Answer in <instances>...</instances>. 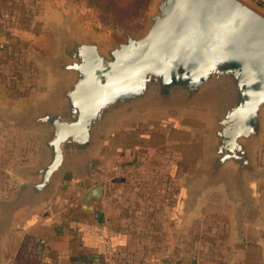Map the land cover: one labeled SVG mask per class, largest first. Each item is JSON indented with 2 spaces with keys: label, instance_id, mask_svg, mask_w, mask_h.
<instances>
[{
  "label": "water",
  "instance_id": "95a60500",
  "mask_svg": "<svg viewBox=\"0 0 264 264\" xmlns=\"http://www.w3.org/2000/svg\"><path fill=\"white\" fill-rule=\"evenodd\" d=\"M144 28L104 40L84 35L72 14L47 28L58 54L35 58L56 77L47 98L16 112L0 106V123L31 132L34 160L18 166L21 178L0 197V264L5 238L21 219L53 203L59 188L78 181L82 208L98 224L103 184L90 165L109 133L132 118L201 115L204 157L185 178L183 211L189 214L203 190L223 186L233 207L238 239L261 218L252 183L264 179L256 162L264 137V15L242 0H150Z\"/></svg>",
  "mask_w": 264,
  "mask_h": 264
},
{
  "label": "rangeland",
  "instance_id": "374dc122",
  "mask_svg": "<svg viewBox=\"0 0 264 264\" xmlns=\"http://www.w3.org/2000/svg\"><path fill=\"white\" fill-rule=\"evenodd\" d=\"M242 1L264 15V0ZM149 3L139 19L124 27L101 21L99 11L83 0H0V106L16 112L41 103L53 89L57 78L35 58L39 52L49 56L58 54L59 42L48 30L49 22L60 23L65 14L71 13L82 34L97 30L104 40H112L119 37L117 28L131 33L141 31ZM205 125L204 117L195 113L182 118L145 115L118 125L104 139L90 165L91 179L108 187L107 202L112 201L109 207L119 211V207L127 206L128 210L139 198L146 215L148 200L152 202L163 195V179L166 187L170 184L171 199L175 195L179 198L181 189L184 200L185 178L204 157L205 138L197 130ZM36 150V138L31 132L0 123V197H8L20 182L21 178L13 171L31 163ZM256 162L264 170V137L257 149ZM119 171L127 173L120 180ZM259 181L264 188V179ZM165 195L167 198V191ZM232 212L223 186L203 190L188 214L189 255L197 251L196 260L200 259L202 264H207L212 255L216 256L215 263L219 260L220 264H228L229 259L234 260L235 254L228 247L231 240L228 221Z\"/></svg>",
  "mask_w": 264,
  "mask_h": 264
},
{
  "label": "crops",
  "instance_id": "0c3cea01",
  "mask_svg": "<svg viewBox=\"0 0 264 264\" xmlns=\"http://www.w3.org/2000/svg\"><path fill=\"white\" fill-rule=\"evenodd\" d=\"M119 174L120 180L127 173ZM163 181V195L152 202L148 200L146 215L139 198L128 210L127 206L113 210L108 205L112 201L107 202L108 187L103 183L104 221L98 224L94 213L82 208L86 189L67 180L53 203L38 214L21 219L15 231L5 238V264H100L107 247L114 252L115 264H202L196 260L197 251L194 255L188 252L190 219L183 211L182 191L179 189V198L175 195L172 200L170 184L166 187ZM256 184L252 188L261 218L245 225L243 238L238 239L232 212L228 247L235 259H229L228 264H264V188L261 181ZM31 249L34 253L28 254ZM215 260L212 255L207 264H220Z\"/></svg>",
  "mask_w": 264,
  "mask_h": 264
},
{
  "label": "trees",
  "instance_id": "16d2710c",
  "mask_svg": "<svg viewBox=\"0 0 264 264\" xmlns=\"http://www.w3.org/2000/svg\"><path fill=\"white\" fill-rule=\"evenodd\" d=\"M85 4L99 11L101 21L111 26L131 25L133 20L139 19L146 9L149 0H83ZM28 247V246H27ZM31 248L35 249L33 246ZM27 251L33 254L32 250ZM29 250V247H28ZM34 251V250H33Z\"/></svg>",
  "mask_w": 264,
  "mask_h": 264
},
{
  "label": "built area",
  "instance_id": "2783aa9c",
  "mask_svg": "<svg viewBox=\"0 0 264 264\" xmlns=\"http://www.w3.org/2000/svg\"><path fill=\"white\" fill-rule=\"evenodd\" d=\"M100 264H115V255L110 247L106 248L104 254L102 255Z\"/></svg>",
  "mask_w": 264,
  "mask_h": 264
},
{
  "label": "flooded vegetation",
  "instance_id": "af4514ba",
  "mask_svg": "<svg viewBox=\"0 0 264 264\" xmlns=\"http://www.w3.org/2000/svg\"><path fill=\"white\" fill-rule=\"evenodd\" d=\"M103 186H104V184H103Z\"/></svg>",
  "mask_w": 264,
  "mask_h": 264
}]
</instances>
